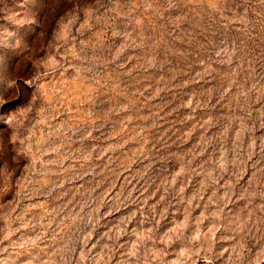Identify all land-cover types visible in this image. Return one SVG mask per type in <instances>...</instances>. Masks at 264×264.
I'll return each instance as SVG.
<instances>
[{
	"label": "rangeland",
	"instance_id": "1",
	"mask_svg": "<svg viewBox=\"0 0 264 264\" xmlns=\"http://www.w3.org/2000/svg\"><path fill=\"white\" fill-rule=\"evenodd\" d=\"M0 264H264V0H0Z\"/></svg>",
	"mask_w": 264,
	"mask_h": 264
}]
</instances>
